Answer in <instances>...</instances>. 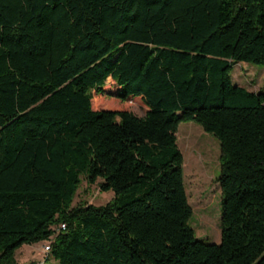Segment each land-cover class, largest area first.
I'll return each instance as SVG.
<instances>
[{"label": "trees", "instance_id": "1", "mask_svg": "<svg viewBox=\"0 0 264 264\" xmlns=\"http://www.w3.org/2000/svg\"><path fill=\"white\" fill-rule=\"evenodd\" d=\"M241 61L264 66V0H0V264L44 240L58 264H264V91L232 83ZM107 79L144 115L94 109ZM188 121L220 143L219 243L188 223ZM82 176L114 197L72 206Z\"/></svg>", "mask_w": 264, "mask_h": 264}, {"label": "rangeland", "instance_id": "2", "mask_svg": "<svg viewBox=\"0 0 264 264\" xmlns=\"http://www.w3.org/2000/svg\"><path fill=\"white\" fill-rule=\"evenodd\" d=\"M233 84L250 91H264V66L248 62H237L231 70ZM116 83L107 79L104 92L93 91L94 109L130 110L138 116L144 115L146 105L140 97L124 101L116 97ZM104 105L96 107L94 101ZM176 143L183 155V181L187 200L192 208L189 225L195 236L204 241L219 243L221 239V189L217 178L220 175V143L212 134L193 121L180 122L176 132ZM97 179L90 184L82 176L80 186L72 201V206L79 204L103 205L114 197L112 190L100 191ZM49 240L34 244H23L14 253L17 264H58L50 253L44 252V245Z\"/></svg>", "mask_w": 264, "mask_h": 264}, {"label": "built area", "instance_id": "3", "mask_svg": "<svg viewBox=\"0 0 264 264\" xmlns=\"http://www.w3.org/2000/svg\"><path fill=\"white\" fill-rule=\"evenodd\" d=\"M59 228L64 229L65 225L64 224H60V227H57V229H59ZM49 244H50V242H49ZM49 244L44 245V252L46 253V256H45L46 260H47V254H48V252L50 250ZM38 264H44V262H39Z\"/></svg>", "mask_w": 264, "mask_h": 264}]
</instances>
